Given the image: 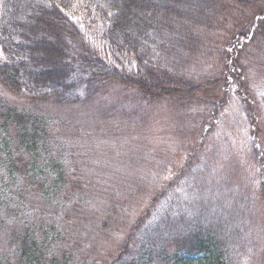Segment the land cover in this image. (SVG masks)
Returning a JSON list of instances; mask_svg holds the SVG:
<instances>
[{
    "label": "trees",
    "instance_id": "obj_1",
    "mask_svg": "<svg viewBox=\"0 0 264 264\" xmlns=\"http://www.w3.org/2000/svg\"><path fill=\"white\" fill-rule=\"evenodd\" d=\"M241 9L249 22L235 26V40L218 63L231 73L213 76L211 83L190 70L187 74L204 50L210 53L206 36L231 28ZM254 42L264 44V0H0V264L232 263L220 218L209 220L199 208L169 202L176 176L194 167L197 154L190 152L176 155L164 179L140 192L142 209L134 208L115 224L109 218L102 227L86 224L76 201L61 216L54 214L65 184L77 192L95 190L81 157L60 144L59 133L78 126L98 131L142 124L140 111L157 108L186 118L202 116L208 101L217 102L220 90L229 91L235 81L248 96L241 100L251 103L244 61L251 55L246 45ZM206 82L215 90L206 89ZM111 95L126 105L114 110L117 101H110ZM196 125L194 138L204 134ZM261 132L257 126L255 138L249 135L251 163L259 167L252 198L264 250ZM13 182L20 183L24 197ZM44 198L54 208L45 210ZM112 225L114 235L107 239L102 233L106 242L100 240V232ZM238 236L245 242L254 238L247 224Z\"/></svg>",
    "mask_w": 264,
    "mask_h": 264
},
{
    "label": "rangeland",
    "instance_id": "obj_2",
    "mask_svg": "<svg viewBox=\"0 0 264 264\" xmlns=\"http://www.w3.org/2000/svg\"><path fill=\"white\" fill-rule=\"evenodd\" d=\"M241 10L235 13L237 17H241L239 19L233 17L231 20L236 25L228 30L213 31L206 36L209 42L206 49H209L210 55L204 50L198 57L197 66L190 65L187 74L190 70L192 74L195 72L201 77L202 82L205 80L210 82L228 71L225 65L218 64L219 57L231 38L236 36L235 26L239 25L240 28L243 23L249 22L246 10ZM251 30L248 37H252ZM239 31L241 30L238 29ZM253 38L257 42V36ZM242 41L246 42L247 39ZM256 42L246 45L251 55L244 61L245 73L249 79L247 88L253 92L254 99L250 100L251 103L241 100L243 96H248L235 81L229 91L223 93L220 90L218 95L220 102L219 100L215 102L217 98L208 101L207 113L202 116L191 114L186 118L165 108H157L149 112L140 111L144 117L142 124L128 123L130 126L127 127L117 124L106 125L98 131L78 126V130L77 127L74 131L59 133L62 137L60 144L64 148H74V154L81 157L83 170L90 175L89 179L93 181L90 185H93L95 190L77 192L71 188V184H65L62 191L65 193L62 197L67 199L56 198L59 209L53 211L54 214L61 216L77 202L83 209L80 217L86 220V224L98 222L95 228L102 227L106 222L102 221L105 218H109V221L115 224L118 219L127 217L134 208L142 209L140 192L146 186H150L148 188L150 191L164 179L162 174L165 173L166 165L175 161L176 155H189L190 152L191 155L197 154L196 159L192 158L194 167L191 171L176 176L169 190V202L178 208L180 205H184V209L199 208V211L206 212L209 220L220 218L226 231L225 241L230 242V253L233 258L230 264H264L262 242H258L260 225L256 221L255 202L252 198L256 191L253 189L257 186L259 167H256L254 161L251 163L250 156V149L254 145L252 138L253 136L255 138L257 126L262 130L263 137L260 140L264 143V44ZM207 84V82L203 84L206 89L215 90L216 86L208 87ZM209 92H205L203 96ZM117 98L119 99L118 96L111 95L109 100ZM125 105V102L117 101L113 104L114 110L118 111ZM141 108L142 106L137 112ZM197 123L204 127V134L194 138L192 129L197 127ZM13 185L17 191L23 193L20 183L13 182ZM99 188L103 190L97 191ZM237 191H240V195ZM39 197L40 195H34L32 198L38 200ZM201 198L204 199V203L201 202ZM44 200L45 210L54 208L55 203L45 198ZM52 200L54 202V199ZM211 200L213 202L209 204ZM154 212L157 213L158 208ZM246 224L253 232L254 238L245 242L238 235ZM114 226L104 228L98 236L102 237L100 240L105 239L103 234L110 239L115 233L112 231ZM76 264L87 263L80 261Z\"/></svg>",
    "mask_w": 264,
    "mask_h": 264
}]
</instances>
